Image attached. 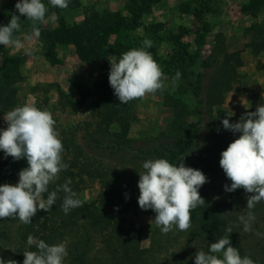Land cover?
Returning <instances> with one entry per match:
<instances>
[{
    "label": "trees",
    "instance_id": "16d2710c",
    "mask_svg": "<svg viewBox=\"0 0 264 264\" xmlns=\"http://www.w3.org/2000/svg\"><path fill=\"white\" fill-rule=\"evenodd\" d=\"M155 1L132 0L128 7L131 16L129 20L113 13L105 16L95 13L84 17L78 24L66 27L60 21L55 29H41V36L48 43V46L42 47L41 55L54 64V46L70 44L77 58L84 63L102 60L108 54L119 59L122 53L129 50L123 43L125 34L130 28L142 27L141 16ZM261 3V0L252 2L254 12L258 11ZM205 5H201L198 10L206 9ZM7 18L8 16L0 14V26L6 23ZM152 28L149 25L146 31L151 32ZM201 31H205L203 26ZM248 31L251 35L246 47L254 56L264 53V23L252 24ZM182 36V33L172 35V43L177 48L167 62L169 67L164 70L168 72L170 65L174 68L173 65L179 63L183 64L184 69L193 67L187 72L180 70V85L166 88L162 92L163 105L171 110L172 117L167 129L160 137L151 140L148 146H132L127 135L134 121L132 108L130 103L120 104L109 84L108 74L96 82L93 88L72 76L69 81L78 97L76 103H72L55 86L59 103L69 106L74 113L91 97L95 99V107L91 115L92 122L80 123L68 132L61 131L63 162L69 167L61 171L59 178L49 185V192L70 179L69 187L77 193L78 198V193L85 184L96 180L102 186L98 205L83 203L65 214L61 206L66 194L59 191L51 211L39 210L30 224H23L18 218L0 219V257L4 260L14 259L18 264H23V253L36 250L34 245L27 244L28 236L32 235L37 241L43 240L49 245L60 240H69L64 264H159L156 257L164 254H168L170 258L162 264H195L197 251L203 250L207 253L211 243L229 236L232 246L238 248L242 257L249 256L255 264H264V259L260 262L253 253L239 245L233 222L221 214L219 208L213 207L203 191H199V194L204 198L205 205L192 211V226L187 231L174 228L173 231L163 234L155 225V213L151 209L142 210L139 207V190L135 181L138 180L139 173L144 171L142 165L145 160L163 158L177 166L183 162L185 166L195 169L199 167L198 170L201 171L224 173L219 165L220 154L241 134L225 130L223 119H229L230 123L238 122L246 112H254L258 105L264 104V91L251 90L248 94L247 110L228 117L231 113L217 109L216 107L222 105L225 95L237 83L238 68L242 66L239 51L228 52L216 38L214 49L207 58H203L199 54L191 53L186 45L179 42L178 37ZM147 51L159 64L155 50L151 48V51ZM17 61V58H9L0 65V106L2 103L5 107L13 105L15 91L12 85L20 79ZM6 91H9L7 96ZM187 98L195 100L192 107L183 105ZM112 126L116 130L111 132L109 129ZM80 131L83 132L81 142L77 137ZM182 157H185L184 161ZM26 167V159L15 161L11 156L5 158L4 152L0 150L2 183L19 180L18 173ZM232 194V199L239 198L241 201L252 195L243 188ZM47 195L48 193L44 194L45 200ZM254 210L264 211V201L256 204ZM138 211L151 216L152 230L149 247L146 249L140 247L141 224L128 218L129 214ZM9 223L18 224L15 239H12ZM228 228L232 229L231 233L226 231ZM183 237L185 246L180 249L186 250L188 260L182 259L176 253L179 240ZM175 245L177 247L172 249ZM181 250L178 252L181 253ZM217 255L222 258V254ZM178 256L180 260H177Z\"/></svg>",
    "mask_w": 264,
    "mask_h": 264
},
{
    "label": "rangeland",
    "instance_id": "374dc122",
    "mask_svg": "<svg viewBox=\"0 0 264 264\" xmlns=\"http://www.w3.org/2000/svg\"><path fill=\"white\" fill-rule=\"evenodd\" d=\"M253 1L156 0L150 5L149 10L141 16L142 27L130 28L125 34L123 43L131 50L142 47V42L145 39L152 41L151 48L155 50L154 54L160 60L159 65L163 70L165 83L168 85L167 88H176L181 84L180 79L175 85L172 83V78L177 71L185 70L187 72L193 67L184 69L183 64L179 63L172 64L174 68L170 65V69H167L168 72L164 70L169 67L167 62L177 48L172 43V35L182 33L183 36L178 37L179 42L186 45L188 51L199 54L203 58H207L214 49L216 38L228 52L239 51L242 66L238 68L239 77L237 83L225 95L222 105L216 107L229 113L232 111L235 114H239L248 109L249 91H264V53L254 56L246 47L251 35L248 31L250 26L264 23V0H261L262 3L258 7V11L255 12L253 11V6H251ZM17 2L18 0H0V14L8 16L6 23L2 24V26H6L9 23L12 14L20 16L21 30L14 35L24 45V47L19 49L0 45V65L4 60L17 58L18 72L20 74L19 81L12 85L15 91L12 98L14 101L13 105L5 107L6 105L2 103L3 105L0 106V129H6L7 127L3 117L8 111L26 103H34L36 107L42 110L46 109L53 114V118L56 121V130L62 138V130L68 132V130H73L80 123L92 122L91 115L95 107V99L93 97L87 99L80 110L74 113L69 106H62L59 103L56 87H59L72 103L78 102V97L70 84V78L75 76L82 84L93 88L94 84L102 80L105 74L109 75V59L114 55L108 54L102 60L84 63L77 58L72 45L62 44L54 46L53 52L56 63H50L41 55L42 47L48 46L47 41L41 35L38 39H25L26 36L31 35V22L15 9ZM43 2L49 8V11L46 14L45 22L38 26L44 30L57 28L60 21L66 27L78 24L82 22L84 17L95 13L101 16L113 13L126 20L131 18L128 7L132 0H69L67 9L53 8L48 0H43ZM204 3L206 4V9L198 10ZM149 25L153 27L151 32L146 31V27ZM202 26L205 30L203 32L201 31ZM155 27L157 28L155 29ZM151 48L146 50L151 51ZM0 81H2L1 76ZM8 92H5L6 96ZM3 97L5 98L4 95ZM129 103L133 111L134 121L129 127L128 138L132 141V146L134 147L148 146L151 140L160 137V134L167 129L172 117L171 110L163 105L164 99L160 91L154 95L149 94L143 99L133 100ZM183 103L186 107H192L195 104V100L187 98L184 99ZM109 130L112 132L116 128L112 126ZM82 135V131L78 132L77 137L80 142ZM202 172L208 178V182L199 191H203L213 207L219 208L221 214L233 222L239 245L246 251L253 253L261 262L264 259V215H262L264 211L251 210L255 220L251 222L252 231L245 232L244 225L239 221L238 216L247 214V199L245 198L243 201L239 198L232 199L233 192H226L224 189L225 184L231 185V181L224 173H214L207 170H202ZM138 181L139 178L135 181L137 188ZM5 183L15 185L18 180L4 183L0 181V185ZM101 191L102 186L98 181L88 182L78 193V199L83 201V203H93L97 206L98 195ZM128 218L141 224L140 247L143 249L148 248L152 230L151 216L138 211L129 214ZM9 225H11L12 239H15V229L18 224L9 223ZM183 239L184 237L179 240L180 245H177L176 253L180 257L182 256V259L188 260L186 250L180 249L185 246ZM68 242L69 240H60L56 244L63 243L67 246ZM177 246L175 245L172 249ZM172 249L170 248L169 252ZM179 250H181V253L178 252ZM168 257L170 258L168 254L157 256V262L159 264L166 263L167 259H169ZM180 257L177 260H180Z\"/></svg>",
    "mask_w": 264,
    "mask_h": 264
},
{
    "label": "clouds",
    "instance_id": "9594fccd",
    "mask_svg": "<svg viewBox=\"0 0 264 264\" xmlns=\"http://www.w3.org/2000/svg\"><path fill=\"white\" fill-rule=\"evenodd\" d=\"M48 2L53 8L67 9L69 6V0ZM15 9L31 22V35L25 39H38L41 35L38 25L45 22L49 11L43 0H18ZM20 21V16L12 14L9 23L0 26V45L16 49L24 47L14 35L21 30ZM142 45L122 53L119 59L116 56L109 59L108 81L120 104L163 92L168 87L161 66L146 50L152 47V41L145 39ZM180 77L181 73L177 71L172 78L173 85ZM234 115L231 111L228 117ZM3 118L7 127L0 129V150L5 158L26 159L28 167L18 173L19 180L15 185H0V219L18 218L21 223L30 224L39 210L51 211L59 191L66 194L61 206L65 214L82 206L83 201L69 187L70 179L49 192V185L69 167L63 162L64 146L53 114L34 103H26L8 111ZM222 125L225 130L241 134L221 152L219 165L231 181L230 186L224 185L226 192L243 188L252 194L247 198V214L238 216L244 231L250 232L251 222L255 220L251 210L264 201V104L258 105L254 112H246L238 122L230 123L225 118ZM184 158L181 159L184 161ZM142 167L144 171L139 173L138 181L139 207L155 213V225L163 234L174 228L187 231L192 226V211L205 205L199 189L208 182L206 175L183 162L177 166L163 158L145 160ZM45 193H48L46 200ZM226 231L231 233L232 229ZM27 244L34 245L36 250L23 253V264H64L68 255L63 243L49 245L29 235ZM217 254H222V258ZM0 264L18 262L0 257ZM195 264H255V261L249 256L242 257L238 248L232 246L229 236H225L211 243L209 252L197 251Z\"/></svg>",
    "mask_w": 264,
    "mask_h": 264
}]
</instances>
